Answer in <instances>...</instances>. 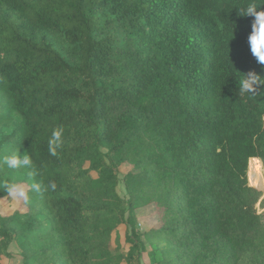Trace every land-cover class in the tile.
I'll list each match as a JSON object with an SVG mask.
<instances>
[{"label":"trees","instance_id":"trees-1","mask_svg":"<svg viewBox=\"0 0 264 264\" xmlns=\"http://www.w3.org/2000/svg\"><path fill=\"white\" fill-rule=\"evenodd\" d=\"M253 2L0 0V264L13 242L24 264H264V92L237 87L264 73Z\"/></svg>","mask_w":264,"mask_h":264},{"label":"clouds","instance_id":"clouds-1","mask_svg":"<svg viewBox=\"0 0 264 264\" xmlns=\"http://www.w3.org/2000/svg\"><path fill=\"white\" fill-rule=\"evenodd\" d=\"M241 15V14H240ZM243 16H252V31L248 36V44L251 54L256 58V61L260 65H264V8L258 10V6L255 2L249 3L243 10ZM238 94L240 96L248 95L255 96L264 92V73H258L255 70L244 73L239 79H237ZM64 129L57 128L52 132L51 138L48 142L49 153L53 156L57 155V149L61 147L63 143L62 135ZM3 163L10 169H17L21 167H31L32 158L27 151L23 155L12 154L3 157ZM250 167H254L257 174L254 183H259L261 176L264 173L261 172V164L257 160L250 162ZM35 173L33 172L32 175ZM251 178V176H250ZM54 188L55 185L53 184ZM6 195L16 198H22L25 202L29 199L28 190L17 183L5 185ZM31 189L35 192L41 191V185L39 183H33Z\"/></svg>","mask_w":264,"mask_h":264},{"label":"rangeland","instance_id":"rangeland-1","mask_svg":"<svg viewBox=\"0 0 264 264\" xmlns=\"http://www.w3.org/2000/svg\"><path fill=\"white\" fill-rule=\"evenodd\" d=\"M259 160L261 161V165H262V173H264V161L262 159L259 158ZM250 162L251 159L249 161V167H248V179L251 185L255 186L254 184V180L252 179V175H251V167H250ZM251 176V178H250ZM262 179V183L260 184L263 189H264V175H262L261 177ZM254 183V184H253ZM25 188L27 189V187L25 186ZM118 191L124 195L127 196V190L125 187L124 182H120L119 186H118ZM21 202H23L22 198L16 197V198H12V197H8L7 199H4L3 201V207L5 209V211H11V203L14 205V207L20 206ZM9 204V206H8ZM260 205L258 204V207ZM259 211L260 212H264V208L259 207ZM138 217H139V221H140V227L143 230H148L151 229L153 227L158 226L159 224V218H158V214L156 211V208L154 205H149L147 207H144L142 209L138 210ZM124 241V238H123ZM10 252L13 253V257H7V256H3L2 258V263L3 264H24V259L21 253V250L19 248V244L17 242H13L9 248ZM145 263L149 264L150 260H149V256L147 253H145Z\"/></svg>","mask_w":264,"mask_h":264}]
</instances>
